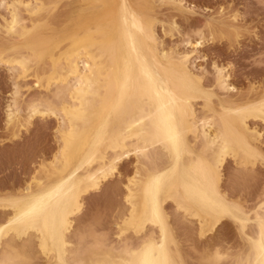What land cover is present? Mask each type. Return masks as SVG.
<instances>
[{"label": "bare ground", "instance_id": "bare-ground-1", "mask_svg": "<svg viewBox=\"0 0 264 264\" xmlns=\"http://www.w3.org/2000/svg\"><path fill=\"white\" fill-rule=\"evenodd\" d=\"M44 1L50 0H41V4ZM104 1L105 7L100 14L78 13L80 18L76 20L70 35L74 39L73 43L64 53V62L58 68L63 70L60 75L65 82L54 85L58 93L71 91L75 98L71 105H78L75 110L69 108V111L76 115L80 123H77L76 118H71L67 125V121L61 118L60 133L65 139H81V143L74 151L59 152L64 155L65 163L47 181L34 178L33 185L29 184L25 191L13 192L10 197H6V201L0 198V205H9L11 208L9 217L0 223V264H35L33 259H36L37 252L28 237L30 230L34 231L39 246L47 253L49 264H264V142L255 124L254 127L247 124V120L264 123V86L248 85L249 90L243 97L221 100L217 109H210L213 115L198 116L195 99H203L204 105L210 107L212 93L202 87L200 78L190 69L189 52L178 54L176 51V57H172L171 52L157 49L151 27L154 16L150 15L149 10H144L151 0ZM3 4L4 0H0V5ZM22 4L36 19L42 13L37 0H12L8 6L10 20L4 25L5 33L9 36L21 18L19 11ZM100 19L104 25L99 27ZM99 31L104 35L103 45L101 48H91L89 39L92 33ZM202 32L194 41L184 43L192 50H197L204 42ZM25 55L18 53L14 59L28 69V56ZM261 55L258 60L260 65L263 61ZM255 62L258 63L257 60ZM212 68L218 88L226 92L233 91L235 87L229 81L230 74L226 67L213 64ZM36 73H39L38 69ZM99 76L102 82L98 85ZM16 87L15 93L18 92ZM12 98L6 106L7 124L24 127L34 114H55L52 105L46 103L40 108L41 99L34 98L27 104L24 110L26 114L22 111L25 117L21 118L22 109L15 97ZM98 102L100 105L95 106ZM80 124L84 130L72 134L71 131L78 129ZM11 133L14 137L18 136L16 131ZM188 133L199 136L204 147L213 149L212 155L206 158L202 155L204 151L197 153L188 140ZM101 144H106L110 149L108 160L105 161L107 151H102L98 161L95 160L97 164L94 161L96 165L90 168L91 157L99 151ZM130 152L135 154L137 164L133 186L126 191L125 196L127 208L133 213L126 221L128 225H133L132 230L121 229L117 240H112L114 243H108L111 239H103V242L96 235L94 238L97 240L98 237L101 242L92 240L89 242L92 244L87 243L85 247L82 243L75 245L77 247L71 246L67 234L74 216L81 209V195L99 188L101 182L116 169L118 162L128 157ZM241 153L245 154L242 168L246 172L247 189L243 193L241 190L238 192L243 194L239 199L241 194L233 197L222 190L220 166L225 155L235 157ZM159 159L165 166L154 169L153 162ZM90 160L89 167L83 170L82 165ZM82 167L84 172L78 175ZM238 175L239 180L242 174ZM242 176L244 181V174ZM232 188L234 191V186ZM166 194L178 207L199 217L197 221L201 235L224 222L236 227L235 234L230 237L227 234L226 238L220 231L216 232V240L213 238L211 242L213 248L210 251L206 248L198 250L197 256L193 252L196 260H193L192 255L190 260L182 250L184 248L177 243L167 221L163 210ZM244 202L247 210L242 207ZM70 247L73 249L70 250Z\"/></svg>", "mask_w": 264, "mask_h": 264}, {"label": "rangeland", "instance_id": "rangeland-1", "mask_svg": "<svg viewBox=\"0 0 264 264\" xmlns=\"http://www.w3.org/2000/svg\"><path fill=\"white\" fill-rule=\"evenodd\" d=\"M6 1H8V3ZM11 1L12 0H4V4L0 5V36H2L0 39H5V41H3L4 39L0 40V198L5 199V201L6 197H10L13 192L19 190L25 191L29 184L32 186V180L34 178H40L43 180L46 179L45 181H47V178L51 177V175L53 176L58 171V169L63 167V164L65 163V159L63 157L64 155H60L59 152H61V150L62 152L69 150L74 151L76 148H78L79 143H81V139H74L73 137H68V139H65L60 133L59 126L61 118H63L65 122L67 121L66 124L68 125L71 118H76L75 114L70 113L69 108L70 110H75L78 105H71V101H75V98L72 97L74 94L71 91H67L68 93L65 92L66 95L63 93H58L56 91V86L54 85L59 86L62 82H65V80L61 79L60 75L62 74L63 70L58 68H60L61 64L64 62V53L67 52L68 48H70L71 44L73 43L74 39L70 37V35L76 20L80 18L78 13L80 12L79 15L87 13H93L94 15H97L100 14L105 7L104 0H50L52 3H49L50 1H44L43 4H41V0H37L38 5L40 4L39 8H41L40 11L42 13H40L38 19H36L37 17H33L29 11L25 9L26 6L22 4L20 7L21 11H19V13H21V18L19 22L15 24V29L11 31V35L9 36V34L7 35L5 33L4 25L5 22L10 20V11L8 6ZM179 1H181V3ZM55 2L57 3L54 4ZM72 4L74 5L72 6ZM93 5L94 7H92ZM152 9L154 12L150 11ZM144 10H149L148 12L151 13L150 15L154 16L151 27L157 49H164L171 52L172 57H176L174 55H177V53L182 54L184 52H189L188 64L190 69L200 78L201 84H203L202 87L212 93L210 107L204 105L203 99H195L194 105L196 107L195 109H197L196 114L199 112L198 116H201L202 114L213 115V112L210 113V109H215L219 101L234 97H243L251 85L258 87L260 85L264 86V0H151V3H149V5H147ZM155 11L158 14H156ZM71 14L72 16H70ZM34 19H36L35 22ZM98 23L99 27L104 25L103 20L101 19L98 21ZM201 32V36L204 34L202 36L204 42L200 47H198L197 50H192L191 47L186 43L189 40L191 42L197 39ZM103 36V32L101 31L92 33V37L89 39L90 47L99 48L100 46L101 48L103 45ZM1 41H3V43ZM65 42L66 45L64 44ZM59 46L61 48H59ZM22 49L29 51L27 52L25 50V52ZM34 50L35 52H33ZM176 51L177 53L175 54ZM16 53H24V55L26 54V57L28 56V69H25L23 64L17 63V60L15 61L14 58L17 55ZM33 54L36 56H33ZM256 55H258V57ZM260 55L261 60H263L261 61V65L258 61L260 60ZM31 60L33 61L31 62ZM51 60L53 64L51 63ZM256 60L258 63L255 62ZM255 63L257 65H255ZM17 64L19 65L17 66ZM213 64L226 67V70H228V73L230 74L229 81L235 87L233 91L226 92L225 90H222L221 88L220 90L218 88L219 86L216 84V76H214L215 72L212 68ZM254 65L259 67H254ZM251 66H253V69ZM34 68L38 69L39 73H36V69ZM99 78L97 79L98 85L102 82L101 76H99ZM15 87L18 88L17 93L13 92ZM55 93L57 94L55 95ZM44 95L47 97V99ZM49 96L51 97L50 99H48ZM12 97H15L14 99L18 101V104L22 109L21 118L25 117L26 111L24 110L27 107V104H29L34 98V100L38 98L41 99L42 103L40 108H42L46 103L52 105L55 114H34L35 116L33 115V117L30 118V122L24 127L14 125V123L7 124L6 106L7 104H10ZM99 105L100 102L95 103V106ZM78 121L79 120H77V123L79 124L80 122ZM247 124L251 127H254L255 124V128L263 135L261 138L264 142V123L258 120L255 122L252 120H247ZM16 129H18V131ZM75 130L77 131L75 132ZM83 130L84 129L80 124L78 129H74L71 132L75 135L77 133H81ZM10 131L18 132V136L14 137L13 133ZM187 136L189 142L191 141L190 143L193 145V147H195L194 149L197 153L204 151L202 155L207 156L206 158H208L209 155H212L211 152H213V149L210 147V149L208 147H204L202 145V139L199 138V136L195 137L193 133H188ZM102 151H107L106 154L108 153V155H105L107 156L105 157V161H107V158L110 155V149L106 146V144H101L99 151L91 157L92 164L91 160L84 163V165H82L84 169L82 167L78 171V175H82L84 172L83 170H85L86 167H89L88 165L91 164L90 168L93 167V165H96V161H98ZM130 153L128 157H125L118 162L116 169L106 180L101 182L99 188L90 190L81 195V209L75 215L76 217L74 216V219L72 220V227L70 229V231L73 230L71 231L72 233L69 231L67 234V238L70 236V238L67 240L71 243V246L77 247L79 243H82L83 246H87V243L89 244V242L92 240L93 242H96L97 240L99 241L100 238L106 241L111 239V241L108 243H114L112 240H117L116 238L118 237V233L121 229L127 228V231L129 232L132 230L133 225H128L126 221H128L129 218L133 216V213H131L129 208H127L128 203L125 200V196L126 191L133 186L132 180L137 164L135 154L132 152ZM52 156L55 157L53 158ZM56 156L58 157L57 160ZM244 159L245 154L243 153L238 154L235 157L231 154H227L224 156V160L220 166V169L222 170V190L227 195L233 197H238L239 194H241L239 199L242 198V193L247 189V180L245 177L246 172L242 168V164H245ZM160 160L161 159L155 161L157 164L153 162L154 169H161L162 166H165L162 163V160ZM53 161H55V163H53ZM94 161L96 164H94ZM238 174H244V181H242V175L240 176V178H242L238 180ZM240 180L243 182V184H241ZM239 185H241V188ZM232 186H234V191L233 188L230 189ZM240 190L242 193H238ZM242 204V207L247 210L245 205L246 203L244 202ZM10 210L11 208L9 205H0V223L4 222L9 217L11 212ZM163 210L165 212L167 221L173 230L177 243L181 248H184L182 250L184 253H186V256L190 258V255H192L193 252L195 253L193 255L197 256L196 252L198 250L200 251L201 249L206 248L208 251H210L213 248V243L211 244V242H213V238L216 240L215 237L218 234L216 232L220 231L219 233L225 237L227 234V237H230V235L233 236L236 232L235 226L233 228V225L230 226V223L224 222L220 226L209 229L204 235H201L200 226H198L199 221H197L199 220V217L178 207L176 202L169 196V194H166L164 197ZM73 224L75 226L74 228ZM77 230L78 232H76ZM33 233L34 231L30 230L29 234L28 231V237L31 238L32 244L35 248V251L37 252L35 255L36 259H33V261L35 264H49L47 253H45V251H43L39 246L37 236H35ZM96 235H99V239L97 237V240L95 239ZM74 237L77 238L75 239ZM4 238H6V234L4 235ZM76 240H78V242ZM87 240L89 241L87 242ZM98 241L97 243L101 242V240L99 242ZM209 243L212 246L209 245ZM82 244L80 245L81 247ZM91 244L92 243L89 245ZM71 249L73 248L70 247V250ZM193 255L192 258L194 260L195 257ZM192 258L190 260H192ZM189 259L188 261H190ZM190 263L192 262L190 261Z\"/></svg>", "mask_w": 264, "mask_h": 264}]
</instances>
